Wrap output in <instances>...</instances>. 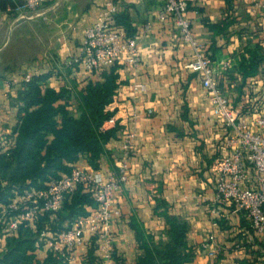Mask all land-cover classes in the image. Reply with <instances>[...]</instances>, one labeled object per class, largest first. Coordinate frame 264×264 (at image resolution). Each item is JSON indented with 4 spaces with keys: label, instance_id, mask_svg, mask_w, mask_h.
I'll use <instances>...</instances> for the list:
<instances>
[{
    "label": "crops",
    "instance_id": "obj_1",
    "mask_svg": "<svg viewBox=\"0 0 264 264\" xmlns=\"http://www.w3.org/2000/svg\"><path fill=\"white\" fill-rule=\"evenodd\" d=\"M113 1L117 8L115 24L128 35L127 25L134 30L140 54L137 65L125 62V54L117 61L121 64L119 73L122 83L111 102L112 106H126L135 112L128 123L136 134L130 158L129 180L120 188L115 198V205L120 208L121 216L113 225L116 235L113 264H140L139 256L144 251L140 248L136 231L132 227L133 220H137L146 232L152 234L155 241L160 236L167 240L164 231L168 224L162 215L165 210L187 220V239L193 247L210 233H214L217 240L228 239L233 230L245 234V223L249 221L243 214L233 213L225 207L220 208L219 215L212 213L215 177L210 167L224 152L222 140L225 128L221 118L213 114L209 94L202 86L197 72L187 67L194 59L192 46L183 40L172 18L158 20L162 0ZM108 2L109 0H48L40 10L33 12L37 18L50 21L46 27L52 31L50 47L54 49L55 59L40 58L30 69L23 68L12 74L3 72L0 68V143L19 121L22 103L18 100V90L25 73L33 75L49 72V86L56 89L66 87L73 93L82 90L90 80L100 79L98 73L86 71L82 64L67 67L66 62L80 54L85 30L107 11ZM256 2L257 0H188L187 15L193 33L203 44L207 54L213 56H210L213 62L218 61L214 59L216 49L221 54V59L234 62L236 54L255 47L263 56L261 63L264 65V6L255 9ZM12 18L16 19L0 10V36L6 33L7 23ZM148 22L152 23V28L145 32L144 27ZM1 39L2 36L0 41ZM217 71L220 81L231 88L233 96L230 98L235 102L239 87L236 89L233 86L238 80L241 83L242 74L232 68ZM8 80L20 81L10 85ZM136 83L145 84L146 90L135 91ZM70 108L76 113L75 98ZM116 129V136L107 143L108 153L101 157L99 163V171L106 178L117 172V159L115 162L113 159L118 158L121 153V131ZM78 165L90 169L84 159ZM158 199L164 200L165 205L158 208ZM93 208L87 206V210L91 211ZM207 209L211 216L206 213ZM212 218L218 222L220 218L224 219L232 227L231 231L214 227ZM72 221L66 220L64 227ZM86 240V244L75 250L74 264H92L89 260L92 250L95 261L103 264L100 242L88 236ZM255 249L259 250L264 259V249ZM214 251V246H211L205 255L196 254L187 264H214L213 259L218 255ZM241 254L244 257L241 259L251 257L245 247L233 252L227 250L223 252L220 264H243L235 260ZM37 258L42 261L46 258L45 249H38Z\"/></svg>",
    "mask_w": 264,
    "mask_h": 264
},
{
    "label": "built area",
    "instance_id": "obj_2",
    "mask_svg": "<svg viewBox=\"0 0 264 264\" xmlns=\"http://www.w3.org/2000/svg\"><path fill=\"white\" fill-rule=\"evenodd\" d=\"M47 1L23 0L11 11L16 16L24 17L29 12L36 13ZM162 2L158 20L172 18L183 40L192 46L194 59L187 67L200 73V81L209 94L213 114L221 118L225 128L224 152L210 167L215 177L212 213L219 215L220 208L225 207L233 213L243 214L252 228L247 235V243H253L256 238L264 241V104L261 114L255 113L258 108L251 109L248 114H241L221 87L219 73L212 58L193 33L187 15L188 0ZM107 5V11L85 30L81 52L66 62L67 67L79 63L86 71L94 72L111 67L123 54L126 55L125 62L129 64L137 65L140 62L137 36H129L115 24L117 8L114 1L109 0ZM262 6L263 0H257L254 8ZM151 28L152 23L148 22L144 31L148 32ZM230 68L231 62L225 61L221 69ZM31 78L32 74L28 73L22 80L29 81ZM134 90L145 91L146 85L136 83ZM106 111L112 112V115L103 122L101 130L105 132L119 128L121 131V153L116 162L117 172L106 178L100 171L74 167L69 174L52 180L44 188H27L8 202H0V247H4L5 237L16 234L24 222L34 223L41 214L58 212L68 195L80 185L92 191L96 207L89 214L75 218L60 231L54 230L50 224L47 225L40 232L36 246L47 247L58 256L61 264H74L75 250L86 244L87 236L95 237L103 252V264H113L116 252L113 225L121 216L120 208L115 205V198L130 176V158L136 134L128 122L135 112L126 106H112V103L106 106ZM13 144V139L3 140L0 153L8 154Z\"/></svg>",
    "mask_w": 264,
    "mask_h": 264
},
{
    "label": "trees",
    "instance_id": "obj_3",
    "mask_svg": "<svg viewBox=\"0 0 264 264\" xmlns=\"http://www.w3.org/2000/svg\"><path fill=\"white\" fill-rule=\"evenodd\" d=\"M22 1L0 0V10L15 17L16 14H12L11 10ZM127 28L129 35H133L134 30L129 25ZM217 52L219 51L216 49L214 59L218 61L214 62V66L220 70L226 59H221V54ZM262 60L263 56L258 49L250 47L246 48L245 52L236 54L234 62L230 61L232 70L240 72L243 77L238 86L239 95L234 102V106L241 114H248L253 108H258L255 113H262L264 104ZM120 67L121 64L116 62L109 68L91 72L98 73L100 79L90 80L82 90L74 93L66 87L56 89L49 86L47 83L51 75L49 72L33 74L29 81L21 80L18 90V100L22 103L19 121L4 139L5 141L13 139L14 144L8 154L0 153V202H8L27 188L46 187L52 180L69 174L74 167H80L78 162L82 159L88 162L89 170L99 171L100 159L108 153L107 143L116 136L117 129L104 132L101 126L112 115V112L106 111V106L113 101L122 83ZM197 76L200 78V73L197 72ZM74 98L77 101L76 113L70 108ZM116 159H119V156L114 158L113 162ZM163 205L164 200L158 199V208ZM87 206L96 207L93 193L79 185L68 195L58 212L41 214L34 223L24 222L16 234L7 235L4 247H0V264H61L58 256L47 247L36 246L37 238L49 224L54 230L60 231L66 220L72 221L89 214ZM162 215L168 224L164 231L167 240L155 241L154 236L146 232L137 220L132 222L139 246L144 251L139 256V263L191 262L196 252L187 239L189 231L187 220L170 214L168 210L163 211ZM219 222L226 221L220 218ZM245 227L247 232L239 235L246 240L244 245L246 250L248 248L250 250L252 246L264 249V241L260 238H256L251 244L247 243V235L252 228L249 223H245ZM38 249H45L46 258L43 261L37 258ZM255 253L260 254L259 250ZM89 257L92 264H101L100 261H95L93 250L90 251ZM249 261L244 260L243 263L254 264Z\"/></svg>",
    "mask_w": 264,
    "mask_h": 264
},
{
    "label": "rangeland",
    "instance_id": "obj_4",
    "mask_svg": "<svg viewBox=\"0 0 264 264\" xmlns=\"http://www.w3.org/2000/svg\"><path fill=\"white\" fill-rule=\"evenodd\" d=\"M33 14V12H29L27 16L24 17L15 16V20L12 18L7 23L6 33L1 35L2 39L0 41V68L3 70V72L12 74L23 68L30 69L33 67L35 61L40 60V58H48L52 60L55 59V56L53 58L54 49H52V46L50 47V40L53 36L52 31L48 30L46 27V24L50 21L48 19H43L42 17L37 18L36 15L31 17ZM26 74L28 73H25L24 75ZM19 81L8 80V84L11 85V83ZM238 83H240L239 80L233 87L237 89V87L240 85ZM220 85L223 90L227 92L226 94L228 96H233L229 86H226L225 83H222L221 81ZM206 213L211 216L208 209L206 210ZM212 224L214 227L220 230H227L230 232L232 229V227L226 222L221 223L216 221L214 218H212ZM64 228L65 227L63 225L62 229ZM159 239H162L161 236ZM245 241L246 240H243V236L239 235L236 230L231 231L229 238L225 240H222L221 238L217 240L215 234L210 233L205 239L198 242L194 248L196 254L205 255L210 250V247L214 246V250L218 254H216L217 257L213 259L214 264H220L222 262L221 258L223 257L224 251L229 250L230 252H233L241 250V248L246 244ZM238 245L241 247H238ZM255 247L258 246H252L250 251L248 250L249 248L247 249L248 253L251 254L249 259H241L244 258L242 257L243 254H241V256L235 257L236 262L238 261V263H243L244 260H250V263L264 264V259L260 254L255 256ZM251 260H253V262Z\"/></svg>",
    "mask_w": 264,
    "mask_h": 264
}]
</instances>
